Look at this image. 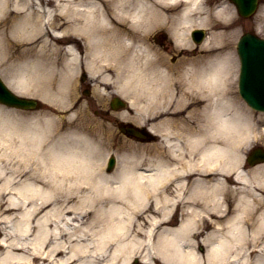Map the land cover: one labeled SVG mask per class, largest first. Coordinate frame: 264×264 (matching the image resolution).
I'll return each mask as SVG.
<instances>
[{"label": "clouds", "instance_id": "9594fccd", "mask_svg": "<svg viewBox=\"0 0 264 264\" xmlns=\"http://www.w3.org/2000/svg\"><path fill=\"white\" fill-rule=\"evenodd\" d=\"M0 264H264V0H0Z\"/></svg>", "mask_w": 264, "mask_h": 264}]
</instances>
